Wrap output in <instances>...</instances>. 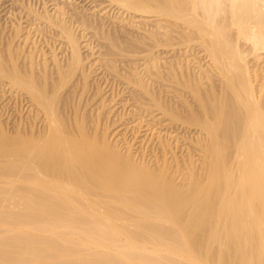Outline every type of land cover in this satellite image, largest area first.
Instances as JSON below:
<instances>
[{"label": "bare ground", "instance_id": "obj_1", "mask_svg": "<svg viewBox=\"0 0 264 264\" xmlns=\"http://www.w3.org/2000/svg\"><path fill=\"white\" fill-rule=\"evenodd\" d=\"M13 1L26 14L12 17L0 76L46 124L0 134V264H264V0ZM161 46L176 52L159 50L164 67ZM126 60L117 75L138 107L195 127L194 150L178 155L168 128L138 159L99 119L90 132L61 117L58 83L86 89L97 62ZM146 122L137 132L154 131Z\"/></svg>", "mask_w": 264, "mask_h": 264}, {"label": "rangeland", "instance_id": "obj_2", "mask_svg": "<svg viewBox=\"0 0 264 264\" xmlns=\"http://www.w3.org/2000/svg\"><path fill=\"white\" fill-rule=\"evenodd\" d=\"M32 1L38 7L40 5L42 6L43 5L42 3H44V2L51 4V0H32ZM78 3H79V5H83V6H85L86 4L89 5L87 0H78V2L76 4H78ZM15 4L16 3H14L13 0H0V51L3 55H6V54L8 55L7 50H8V46L10 45V44L8 45L9 41L11 40L9 33L11 34L12 31H11V27L9 28V25L12 24L11 22H14V18L17 19V17L18 16L21 17V15H22V17H24L25 16L24 13L26 12L19 6V4H16L17 6ZM13 13L15 14L14 16H12ZM12 17H14V18H12ZM10 19H11V21H10ZM6 26H7V28H6ZM8 36L10 39H8ZM35 37L36 38L38 37L37 38L38 41L40 40L39 45L42 44V46L40 45L41 47H43L44 49H46V47H47L46 50H44V49L43 50L49 53V51L51 49V48H49L50 43L52 44L51 40L48 42L46 39H44L45 40L44 41L43 40L44 37L41 39L42 35H39V36L36 35ZM47 38H48V40L50 39L48 35H47ZM46 42H47V44H46ZM15 45H17V42L15 43ZM45 45H47V46L45 47ZM196 48L195 47H194V49L187 48L184 45H179L176 47L177 53H181V51L184 49L185 50L192 49L191 52L190 51L187 52L188 54H194L192 56V58L196 55H197L196 57H198V58L199 57L203 58V56H202L203 54L202 53L199 54L198 52H200V50L198 48L197 49ZM160 49H162L160 52H162V54L165 55L166 60H169L168 56L170 57V54L172 55L174 52L172 51L171 53H169L168 50H170V48L168 49L167 47H164V46H161L157 50V54H159V56L161 55L160 56V57H162L161 60L163 59L162 62L159 61L160 66L164 67L165 66L164 61L166 62V60L164 59L163 55L159 52ZM180 49H181V51H180ZM166 53L168 56L166 55ZM174 54H176V52ZM100 62H101V64H100ZM203 62H204V60L202 61V63ZM19 63H22V59L19 60ZM129 63L130 62H127V60H126V63H121V64L118 63L117 70H115L113 67L108 65V63H106V61L97 62V66L95 67L96 69H95L94 73L92 74V77L89 79V84H88V87L86 89H84L82 87V85H79L80 87L78 86L76 89L74 88L75 87L74 83L75 82H76V84L78 83V81L76 80V78L78 79V77H75V79L73 78L70 81H66L64 83V85L58 83V88L60 89V91L62 90L60 92V93H62L61 99H59V101L57 103L59 112L62 111V112H60L61 117L63 116V119L65 118L64 120L65 121L68 120L66 122H69L71 124H75V122L79 118H81L79 120H84L85 123L87 122L86 123L87 128L90 130L92 129L91 131L89 130L90 132L95 131V128L93 129V126H95L93 120L95 121V120L99 119L98 120L99 121V125H98L99 129L101 128V131H102V129L105 126H109L110 127L109 134L111 136L110 138L112 140H114L115 142L119 143L120 146H122V147H125L126 143H130L131 145H133V150H134L133 152L135 153V155L138 159L140 157H144L146 160L148 158V161L149 160L152 161L154 159L155 155L159 151L158 146L156 145L157 144V140L155 138L156 133L158 134V132L159 131L161 132V130H162V134H164L168 128H172V129H168V130L176 131V133H179V136L181 137L179 147L176 149V152L178 153V155H182L184 153L186 154L189 147H191V149L194 150L192 147L193 144L191 143L190 140L194 137H197L195 127L189 128L187 126V128L185 127L186 128L185 129L184 126H182V124H180V123L170 124V121L167 122V120H166V122L161 121V124L159 123L160 125L156 124L157 121H159L158 120L159 118H157V117L159 116L160 111L154 112L155 109H152V110H149L148 112L145 110V112H144L143 109L138 107L139 102L136 103L135 99H133L134 96H131V95H133V93H132V90H134L133 87L130 84H128L127 81L125 82V79H123L121 76H119V74L117 75V72L120 71V69L122 70V72H124L123 66L126 67V69H128L127 65H129ZM99 65H100V67H99ZM119 77H121V78H119ZM0 78H1L0 79V134L2 133V131H5V132H7L8 136L10 135V137L13 136V138H15L16 136H19L18 132L20 131L21 133L20 132L19 133L21 135H23L24 137H28V136H31L32 130H33V132H36V135H38V134L40 135L41 134L40 132L44 131L45 124H46L45 116L43 117V115H45L44 111L41 110L40 108L38 109L39 106L36 103H33V101H31L30 98H28L29 95L27 94V92L24 89H21V87L16 86V85H15V87H13L12 84H11L12 86L10 85L9 81L7 84L6 80H8V79H5L4 77H1V76H0ZM129 88L131 90H129ZM96 90H97V92H98V90H100L102 92H100V94L97 95ZM126 91H128L127 94H126ZM164 94H166V93H164ZM15 95H16V97H15ZM80 96H81V98H80ZM94 96H95V98H94ZM92 98H94V99H92ZM172 99L171 98L169 99V97H168L167 100H169V103H171V104L174 103L175 104V105L173 104L174 106L181 107L180 103H181L182 99H180V100L179 99L172 100ZM32 103L34 105H32ZM103 103L105 104V106H102ZM76 109H78V110L76 111ZM137 111H139V112H137ZM141 112H143V114H144V115L142 114L143 116L141 115ZM75 113H77V114H75ZM156 113L157 114L159 113V114L157 115ZM73 114L77 115V116H74ZM156 115H157V117H156L157 119L154 118ZM76 117H78L77 120H76ZM72 118H74L75 120ZM95 118H97V119H95ZM141 118H142V120L144 119L145 122L147 121L146 123H148V122H149V124H150V122L153 123V125L152 124L151 125H152V128L153 127L155 128V129L153 128L154 131H151L150 129H149V131H144L146 129L144 127V129H142L141 131L139 130L137 132V129H135V128L138 124L137 122H140ZM154 121H155L156 125L154 124ZM143 125H146V124L143 123ZM157 125H158V127H157ZM23 130H25V131H23ZM29 131H30V133H29ZM134 131H136V132H134ZM189 137H190V139H189ZM184 138H185V141H184ZM181 145H182V147H181ZM156 146H157L158 151L156 149ZM155 149H156V151H155ZM184 151H186V152H184Z\"/></svg>", "mask_w": 264, "mask_h": 264}]
</instances>
